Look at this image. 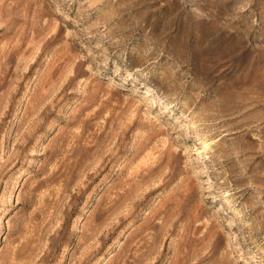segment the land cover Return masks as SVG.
<instances>
[{"label": "rangeland", "instance_id": "374dc122", "mask_svg": "<svg viewBox=\"0 0 264 264\" xmlns=\"http://www.w3.org/2000/svg\"><path fill=\"white\" fill-rule=\"evenodd\" d=\"M0 264H264V0H0Z\"/></svg>", "mask_w": 264, "mask_h": 264}]
</instances>
